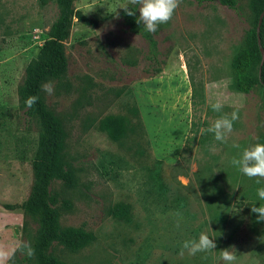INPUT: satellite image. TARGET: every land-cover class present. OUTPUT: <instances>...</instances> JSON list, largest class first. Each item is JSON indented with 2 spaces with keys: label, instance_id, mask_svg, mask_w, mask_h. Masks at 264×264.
<instances>
[{
  "label": "rangeland",
  "instance_id": "obj_1",
  "mask_svg": "<svg viewBox=\"0 0 264 264\" xmlns=\"http://www.w3.org/2000/svg\"><path fill=\"white\" fill-rule=\"evenodd\" d=\"M133 2L75 0L96 25L73 18L67 71L42 87L75 176L73 187L50 185L59 223L94 235L77 251L54 243L49 252L65 264H264V89L238 91L231 70L249 0L237 9L140 0L159 72L121 16ZM57 12L55 0H0V264H36L19 246L30 248L38 227L22 204L39 125L26 120L18 88ZM117 118L125 131L115 140ZM112 156L105 173L100 162L110 169Z\"/></svg>",
  "mask_w": 264,
  "mask_h": 264
},
{
  "label": "trees",
  "instance_id": "obj_2",
  "mask_svg": "<svg viewBox=\"0 0 264 264\" xmlns=\"http://www.w3.org/2000/svg\"><path fill=\"white\" fill-rule=\"evenodd\" d=\"M48 0H41L44 4ZM58 12L48 29V38L39 48L38 55L25 69V76L18 88L20 106L24 110L27 121H36L39 125L38 145L32 163L33 182L27 199L22 204L26 214L34 218L38 227L31 247L20 245L27 256L33 254L36 264H65L50 254V247L56 243L70 251H77L94 240L91 232L75 227H62L59 223V211L54 206V199L50 193V185L54 180H60L67 187L75 185V176L65 159L67 132L62 120L54 114L42 98L41 91L44 83L49 79L62 77L68 67L64 41L69 36L73 18L87 25H96L94 19L86 16L74 7L75 0H55ZM140 0L127 5L121 10V16L132 33L142 36L148 45L147 60L155 72L161 71L160 51L154 37L155 30L151 29L138 13ZM198 4L217 1L232 9H237L238 0H196ZM253 16L250 25L242 34L237 52L231 59L233 86L240 92L249 93L260 85L264 89V63H260V47L257 43L256 24L258 16L264 9V0H249ZM261 25V47L264 48ZM264 107V95L261 99ZM111 138L119 139L125 131L121 118L109 121ZM116 159L103 161L100 166L103 172L114 171ZM159 177L156 173L153 177ZM67 205L68 203H64ZM120 210V209H119ZM122 210V209H121ZM124 211V209L122 210Z\"/></svg>",
  "mask_w": 264,
  "mask_h": 264
},
{
  "label": "water",
  "instance_id": "obj_3",
  "mask_svg": "<svg viewBox=\"0 0 264 264\" xmlns=\"http://www.w3.org/2000/svg\"><path fill=\"white\" fill-rule=\"evenodd\" d=\"M263 17H264V9L261 11V13L258 16V20H257L256 28H255L257 43H258V46L260 47V54H261L260 63H259V76H260V72H261V66L264 63V48L261 47L262 44H261V36H260Z\"/></svg>",
  "mask_w": 264,
  "mask_h": 264
}]
</instances>
